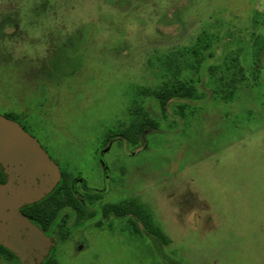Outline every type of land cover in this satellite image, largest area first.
Segmentation results:
<instances>
[{
    "label": "rangeland",
    "instance_id": "rangeland-1",
    "mask_svg": "<svg viewBox=\"0 0 264 264\" xmlns=\"http://www.w3.org/2000/svg\"><path fill=\"white\" fill-rule=\"evenodd\" d=\"M202 31L216 42L196 99L162 112L140 89L158 84V57ZM236 54L249 87L223 101L209 67ZM137 104L158 126L109 141ZM0 115L24 125L86 200L143 205L168 240L161 253L138 218L110 215L80 236L71 225L57 263L264 264V0H0Z\"/></svg>",
    "mask_w": 264,
    "mask_h": 264
},
{
    "label": "trees",
    "instance_id": "trees-1",
    "mask_svg": "<svg viewBox=\"0 0 264 264\" xmlns=\"http://www.w3.org/2000/svg\"><path fill=\"white\" fill-rule=\"evenodd\" d=\"M257 22L255 20L256 24ZM215 42L214 34L202 31L190 45L172 50L163 58L158 57L159 64L157 63L155 72L158 84L155 87L140 89V94L154 98L162 112H166L168 104L173 99H196L201 79L196 80L195 77L201 78L208 60L214 57L212 51ZM209 73L212 90L223 101L233 100L242 88L249 87V75L239 59V54L222 66L209 67ZM259 73V69L253 72L254 80L259 78ZM128 122V126L123 125L116 129H110L108 140L122 138L129 143L137 142L145 131L158 126V122L150 116L142 104H137L129 109ZM5 181V176L0 170V185ZM87 201L86 199L80 200L76 196L68 176L64 173L61 181L50 194L38 202L21 208V211L45 231L48 228L53 230L58 226L67 228L74 211L82 212L79 216L83 220L87 218L106 219L110 215H115L120 219L134 220L138 218L142 224L143 233L151 236L157 250L162 253V246L166 245L168 240L161 228L154 224L150 212L143 205L137 207L133 201L103 205L95 199L92 206L89 207L86 204ZM63 236L69 238L70 233L64 232ZM58 242L59 237L56 238L55 245ZM53 250L42 264H59L54 259ZM0 254L9 256L13 264H21L15 254L1 244Z\"/></svg>",
    "mask_w": 264,
    "mask_h": 264
},
{
    "label": "water",
    "instance_id": "water-1",
    "mask_svg": "<svg viewBox=\"0 0 264 264\" xmlns=\"http://www.w3.org/2000/svg\"><path fill=\"white\" fill-rule=\"evenodd\" d=\"M0 244L21 264H42L55 240L33 223L21 208L50 194L61 181L59 165L21 124L0 115Z\"/></svg>",
    "mask_w": 264,
    "mask_h": 264
},
{
    "label": "flooded vegetation",
    "instance_id": "flooded-vegetation-1",
    "mask_svg": "<svg viewBox=\"0 0 264 264\" xmlns=\"http://www.w3.org/2000/svg\"><path fill=\"white\" fill-rule=\"evenodd\" d=\"M4 28H6V27H4ZM3 28V29H4ZM18 122V121H17ZM23 128H24V130L25 131H27V128L24 126V125H21ZM28 132V131H27ZM31 134V133H30ZM32 135V134H31ZM33 136V135H32ZM44 148V147H43ZM45 149V148H44ZM46 150V149H45ZM98 158H99V165H101V167H102V169H103V171L105 172V169H106V165H105V162H104V160H103V157H102V154L100 153V154H98ZM60 167V166H59ZM60 170H61V179H62V177H63V170H62V168H60ZM106 179H107V182L109 181V171H106ZM71 184V188H72V190L74 191V193L76 194V196L80 199V200H85V195L84 194H79L78 193V191H77V189H76V187H75V184L73 183V182H70ZM109 186V185H108ZM108 186H107V188L105 189V190H107L108 189ZM84 188V190L87 192V193H91V194H93V195H90V197H92L93 199L94 198H96V197H94V195L95 196H101V195H98V193H97V191H96V189H92V188H87V187H83ZM94 192H95V194H94ZM89 197V198H90ZM87 200H88V198H87ZM92 200L90 201V200H88L87 202H86V204H87V206H89V207H91L92 206ZM80 214H82V212L81 213H79V212H77V211H74L73 212V216H72V218L70 219V222H69V224H68V227L67 228H64L63 226H58V227H55L53 230L51 229V228H48L47 229V231H45V230H43L48 236H50L51 238H53L55 241H56V238L57 237H59L60 235H63L64 234V232L65 233H70L71 234V232H70V228H71V225H73V227L75 228V234H77V236H80L81 235V233H83V231H85V230H87V228L94 222V221H96L97 219L98 220H100V221H104V220H106V219H102V218H95V219H89V218H87V219H85V220H83V219H80L79 220V215ZM83 220V223H81V221ZM53 231V232H52ZM51 233H52V235H51ZM54 236V237H53ZM55 247V246H54ZM54 249V248H53Z\"/></svg>",
    "mask_w": 264,
    "mask_h": 264
}]
</instances>
